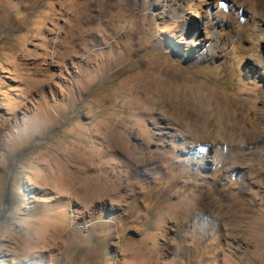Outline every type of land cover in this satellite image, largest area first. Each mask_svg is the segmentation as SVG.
Listing matches in <instances>:
<instances>
[{"label": "rangeland", "instance_id": "rangeland-1", "mask_svg": "<svg viewBox=\"0 0 264 264\" xmlns=\"http://www.w3.org/2000/svg\"><path fill=\"white\" fill-rule=\"evenodd\" d=\"M0 264H264V0H0Z\"/></svg>", "mask_w": 264, "mask_h": 264}, {"label": "bare ground", "instance_id": "bare-ground-1", "mask_svg": "<svg viewBox=\"0 0 264 264\" xmlns=\"http://www.w3.org/2000/svg\"><path fill=\"white\" fill-rule=\"evenodd\" d=\"M156 91L162 93V95L175 104V106L187 107V109L191 111V114L193 113V121L190 128L196 131L197 134H193L197 137L199 136V139L209 138L210 140L216 141L220 136H224L228 139L239 136V127L233 123L231 116L219 112L218 108L215 110L214 114L212 111L213 109H207V101L210 99L209 96H199L197 103H195L194 110H191L189 106L194 98L190 94L187 95L185 92L180 93L172 88L170 84ZM200 133L203 134V137L199 135Z\"/></svg>", "mask_w": 264, "mask_h": 264}]
</instances>
